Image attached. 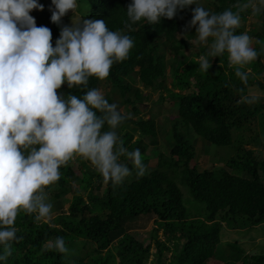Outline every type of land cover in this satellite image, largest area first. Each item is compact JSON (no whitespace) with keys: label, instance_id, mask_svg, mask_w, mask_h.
<instances>
[{"label":"trees","instance_id":"16d2710c","mask_svg":"<svg viewBox=\"0 0 264 264\" xmlns=\"http://www.w3.org/2000/svg\"><path fill=\"white\" fill-rule=\"evenodd\" d=\"M206 1L204 8L213 13L229 8L238 11L236 5L243 2ZM80 2L90 8L85 18L105 19L110 30L129 35L134 47L125 61L112 66L105 80L93 77L87 89L70 90L64 84L57 91L83 96L90 88L106 89L109 103L118 100L120 112L127 107L130 114L121 112L128 119L117 132L124 146L129 132L134 133V141L126 148L140 150L146 172L138 177L131 161L121 157L132 174L113 185L98 171L88 170L79 156L74 157L61 167V178L54 188H46L57 212L51 222L36 223L33 215L18 213L15 226L20 240L13 244L7 264H208L210 259L221 264H264V246H257L258 253L248 254L237 241L221 240L224 229L264 236V154L244 150L242 136L234 138L235 132L253 133L259 127L263 137L256 132L258 140L256 136L252 139L264 147V97L254 105L238 103L251 87L264 92V14L252 15L250 9L241 12V21L251 15L257 22L248 30L239 27L237 33L246 31L259 53L248 65L251 72L244 85L228 67L227 54L212 60L208 74L200 72L197 64L198 56L206 54L205 47L196 45L189 55L184 54L195 42V29L188 27L195 9L192 5L178 10L171 20L161 18L152 25L142 20L129 31L125 11L131 0ZM51 15L47 8L33 17L38 27L51 29L54 47L61 27L70 20L67 13L56 25ZM143 90L158 92L159 104H177L175 117L166 125L141 117L146 106L141 103ZM146 98L150 100L151 95ZM217 122L221 123L217 131L200 138L209 145L234 150L235 156L226 164L229 171L221 167L201 169L195 147L183 134L185 127L211 128ZM158 135L164 142L168 140L166 153L158 149ZM147 149L158 150L156 167L150 171ZM75 160L80 162V175L73 169ZM102 186L101 194L95 195ZM68 194H72L70 200ZM150 215L156 227L150 240L143 242L129 233L126 221ZM58 236L64 238L68 254L51 247L50 242Z\"/></svg>","mask_w":264,"mask_h":264},{"label":"clouds","instance_id":"9594fccd","mask_svg":"<svg viewBox=\"0 0 264 264\" xmlns=\"http://www.w3.org/2000/svg\"><path fill=\"white\" fill-rule=\"evenodd\" d=\"M51 5V22L60 25L77 9L78 0H51ZM190 5L196 7L188 27L195 29V43L207 49L198 56V70L208 74L212 60L227 54L228 67L247 85L248 65L259 53L252 37L237 29L241 12L264 14V0H243L238 11L220 13L199 0H131L125 27L131 31L142 20L148 25L171 20ZM33 10L42 12L44 5L39 0H0V264H7L13 244L19 243V212L33 215L36 223L51 222L53 204L45 189L60 180L61 167L74 157L88 160L113 185L132 174L121 157L131 161L138 177L146 172L140 150L129 151L118 135L128 117L115 103L96 88L83 96L57 91L64 84L70 90L87 89L93 77L105 80L115 63L129 57L133 39L110 30L105 19H72L61 27L53 47L51 29L37 26ZM259 100V94L249 91L238 103ZM50 244L58 253H69L63 237Z\"/></svg>","mask_w":264,"mask_h":264},{"label":"rangeland","instance_id":"374dc122","mask_svg":"<svg viewBox=\"0 0 264 264\" xmlns=\"http://www.w3.org/2000/svg\"><path fill=\"white\" fill-rule=\"evenodd\" d=\"M39 3L44 5V10L47 8L52 7L51 5V0H39ZM199 4L201 6H205L207 4L206 0H199ZM193 7H196V5H192ZM43 10V11H44ZM90 11V8H88V5L86 3L80 2L78 0V7L77 9L73 12H69V20L71 25L72 19L74 22H79L82 19L85 18V16L88 15ZM41 11L35 10L34 13L31 14V16H35L40 14ZM257 22V19H255L251 15H247L246 21H241V28H244V30H248L250 26L254 25ZM196 43L194 42L192 47L184 52L185 55H189L194 49L196 48ZM199 46V45H198ZM201 46V45H200ZM204 47V46H202ZM198 59V58H197ZM170 63L168 62V65ZM168 79L170 80V72L168 71ZM168 80V81H169ZM100 91L105 95L106 89H100ZM249 91L257 93L260 95V97H264V92H261L255 88H249ZM249 93V92H248ZM143 94L145 95V99L141 102L142 104L144 103V113L143 115L141 114V117L144 120H148L150 118H154L156 121L157 125H166L169 121H171L177 111V104H170V103H157L158 102V95L159 93L154 91L151 92L149 90H143ZM147 95H151L150 100H148L146 97ZM118 100L115 101L114 103L118 106ZM127 108V107H126ZM122 108V112H124L126 115H129L130 112L126 109ZM264 112V111H263ZM221 127V123L217 122L215 123L211 128H202V129H197L195 130L194 127H185L183 129V134L185 135V138L189 141V143L195 147V150L197 151V157L196 161L200 165L201 169H205L206 167H211V168H224L226 171H229V169L226 167V164L228 160L231 157L235 156L234 150L230 148H220L217 146L209 145L208 143L204 142L200 136L204 135H209L211 133H214ZM253 129V128H251ZM256 132H259L260 136H262V132H260V128L257 127ZM255 131L253 133H250L249 130L245 131L244 133H239L238 134L235 132L234 133V138L236 139L237 135L242 136L243 138V144L242 148L245 150H254V151H262L264 154L263 150L264 147L262 148L259 143L254 142L252 137L254 138L256 135ZM130 139L126 142V146H128L130 143L134 141V133L129 132ZM158 138L160 140V147L158 148L161 152L166 153L167 152V147L168 145V140L164 142L161 138L162 135H158ZM125 146V147H126ZM149 162L147 166V170H153L156 167V157L158 154V150H153L152 149H147V153ZM151 152V153H150ZM84 163L85 166L87 167L88 170L90 171H97L96 168L90 164V162L82 157H80ZM73 169L77 175H80V162L76 161L73 163ZM128 179V178H127ZM56 184V183H55ZM54 185H51L49 187L54 188ZM73 189V186H72ZM102 188H100L98 191H94L95 195H100L102 192ZM45 192H47V189H45ZM47 194H49L47 192ZM72 194L67 195V200H70ZM67 203L64 204L62 211L66 209ZM57 215V212L53 211L52 213V218ZM127 228L129 227V233L132 235L139 237L142 239L143 242H147L150 240V237H152L153 234V228H155V218L154 216H145V217H138L136 219L132 220H127L126 221ZM255 236L256 238L251 240L250 237ZM158 237L162 239V234L161 231L158 233ZM221 240L223 242H234L237 241L241 249H243L246 253L251 254V253H258L259 249L257 246H264V236H259L257 237L256 232H249L247 233V230H227L224 229L221 231ZM168 257V255H166ZM153 258V257H152ZM151 258V259H152ZM208 264H221V261L218 259H210L207 262Z\"/></svg>","mask_w":264,"mask_h":264},{"label":"bare ground","instance_id":"6f19581e","mask_svg":"<svg viewBox=\"0 0 264 264\" xmlns=\"http://www.w3.org/2000/svg\"><path fill=\"white\" fill-rule=\"evenodd\" d=\"M62 89V88H61Z\"/></svg>","mask_w":264,"mask_h":264}]
</instances>
